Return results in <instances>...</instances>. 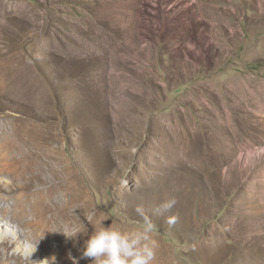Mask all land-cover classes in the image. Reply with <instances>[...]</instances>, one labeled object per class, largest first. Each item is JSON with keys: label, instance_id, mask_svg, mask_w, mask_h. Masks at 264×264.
<instances>
[{"label": "rangeland", "instance_id": "374dc122", "mask_svg": "<svg viewBox=\"0 0 264 264\" xmlns=\"http://www.w3.org/2000/svg\"><path fill=\"white\" fill-rule=\"evenodd\" d=\"M13 123L37 132L0 158V234L17 237L0 264H72L45 222L78 228L77 195L99 230H139L142 206L152 264H264V0H0Z\"/></svg>", "mask_w": 264, "mask_h": 264}, {"label": "clouds", "instance_id": "9594fccd", "mask_svg": "<svg viewBox=\"0 0 264 264\" xmlns=\"http://www.w3.org/2000/svg\"><path fill=\"white\" fill-rule=\"evenodd\" d=\"M176 203L175 197L164 201L155 209V214L169 212ZM136 211L143 217V226L139 230L122 232L112 226H103L84 242L81 258L91 259L92 264H152L158 247L157 242L150 235L155 226L142 206H138ZM79 234L78 228H73L70 234L64 233L72 240H75ZM38 245L39 243L35 245L36 250ZM35 252L29 253L27 259L31 264H43L45 260L42 262L32 260ZM69 259L72 260V264H79L71 253Z\"/></svg>", "mask_w": 264, "mask_h": 264}, {"label": "bare ground", "instance_id": "6f19581e", "mask_svg": "<svg viewBox=\"0 0 264 264\" xmlns=\"http://www.w3.org/2000/svg\"><path fill=\"white\" fill-rule=\"evenodd\" d=\"M36 132L37 131H36L35 127L32 128L31 126L28 127L26 125H21L18 123H13L11 126H0V158H2L5 155L4 154L5 152H7L9 155L11 153L16 152V151L18 152V154H22L23 153V146L30 143V141L32 140L33 134H35ZM57 178L59 180L58 185H67V179H70V177L62 178L60 176H57ZM27 185H29V184H27ZM58 189H61V187ZM78 197L79 196L77 195L75 198L76 201L72 205H75V206L78 205L77 208H80L79 214L77 213V209L75 210V212H76L75 215H71L70 210H69V211L65 212V217H64V218H69V219L73 218L75 224L79 225L78 229L80 230V234L78 235V237L75 240L66 239L64 242L63 241L61 242V236H63V234H64V228H63L64 226L62 223H59L58 220H56L54 217H52L49 221H47L45 223L49 227L51 225L55 226L56 232L52 236H53L54 241L60 242L57 246V249L52 251L53 253H59V254L63 253L64 257L67 260H69V253H71L72 257H74L76 260L79 261V264H92L91 259L81 258L82 257V250H83L84 242L87 239H89L90 236L95 231H98L99 229L96 228L95 226H93L91 223L83 222V219L85 217L84 214L86 213V210H85V208H83V206L78 204L79 203ZM43 200H46V198H43ZM73 200L74 199H71L69 201L70 205H71ZM19 202H20V200H19ZM22 215L24 217L27 216V212L22 211ZM36 217L38 219H41L42 213L37 215ZM54 219H55V223L53 222ZM33 222L32 221L30 222V226L33 227V232L35 234H37L36 227H38L37 226L38 224H37V221H35V220ZM8 225H12V224H8ZM47 232H48V230H47ZM8 233H11V235L14 237V239H17L14 231L6 230L5 234H3V235L0 234V240L3 239V242L0 244V246H3L4 248H6L4 241L7 239L6 237H7V235H9ZM47 244H48V242L45 244L43 243L41 247L43 249H47ZM64 257H58L60 259L59 261L63 262ZM28 262L30 263L29 260H28Z\"/></svg>", "mask_w": 264, "mask_h": 264}]
</instances>
